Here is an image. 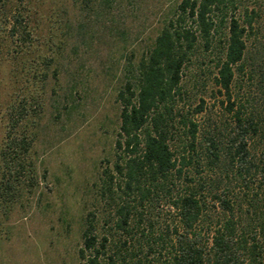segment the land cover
Segmentation results:
<instances>
[{"label":"rangeland","instance_id":"1","mask_svg":"<svg viewBox=\"0 0 264 264\" xmlns=\"http://www.w3.org/2000/svg\"><path fill=\"white\" fill-rule=\"evenodd\" d=\"M179 1L113 0L95 19L82 0H0V264H79L88 212L97 231L109 234L100 186L114 160L117 90L127 62ZM236 2L241 20L245 9L254 11V29L245 38L244 70L231 84L234 109L216 90L211 56L183 77L190 110L202 104L199 151L206 137L225 144L239 105L246 115H264V0Z\"/></svg>","mask_w":264,"mask_h":264},{"label":"trees","instance_id":"2","mask_svg":"<svg viewBox=\"0 0 264 264\" xmlns=\"http://www.w3.org/2000/svg\"><path fill=\"white\" fill-rule=\"evenodd\" d=\"M82 1L95 19L113 2ZM237 8L236 0H180L125 65L114 160L101 171L109 234L88 212L79 264H264V115L239 105L225 144L206 137L199 151L202 104L190 110L183 88L187 72L211 56L216 90L234 109L231 84L254 29V11L241 20ZM258 70L264 83V45Z\"/></svg>","mask_w":264,"mask_h":264}]
</instances>
